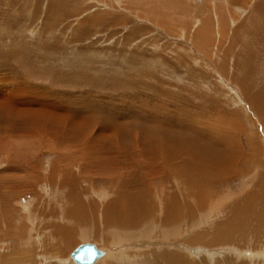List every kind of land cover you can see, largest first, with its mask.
<instances>
[{
	"label": "rangeland",
	"instance_id": "obj_1",
	"mask_svg": "<svg viewBox=\"0 0 264 264\" xmlns=\"http://www.w3.org/2000/svg\"><path fill=\"white\" fill-rule=\"evenodd\" d=\"M257 3H261L259 4L261 11L254 8ZM263 10L264 0H0V98L3 99L4 95L6 102L13 100L12 102L25 104L21 100L25 94L24 96L32 99L27 102V107L30 104L27 108L29 110L36 109V107L38 109L36 103L38 101L40 106H43L53 100L58 104H74L75 106L72 107L78 108L77 110H86L89 105L96 110L102 107L108 111L107 113L115 112L119 116H117L118 122L126 126L127 137L129 136L131 140L135 138L131 134L139 132L140 136L133 142L139 146L138 141L143 139L142 129L134 124V120H140L142 116L147 118L150 115V111L147 110L152 109L155 104H161L162 108L160 107L159 111L163 108L175 111V113H178L177 108L188 110L198 115L197 118H202L203 121L207 116L214 119L222 116L223 123L226 122L228 126L230 121L239 122L237 123L241 128L239 130H236L233 125L230 126L233 127L231 131L234 132V137L242 149L243 159L239 158L238 165L242 168V172L221 179L223 184L217 187L215 181L211 183H215L213 185L209 182L211 188H216L213 190L215 195L212 198H219L214 199L218 206H214V211H226H222L217 216L212 214L203 220L187 218L186 223L182 221L179 238L172 237V245L169 244L167 247L166 244H160L165 245L173 253H182L186 260L192 261V264H210L211 261L213 264H224L220 262V257L224 254L231 256L235 254V260L238 259L237 262L242 264H248L250 260L252 261L250 264H264L262 263L264 262V239H262L264 234L260 231L261 229L253 230L257 233V237L252 239L249 238L251 235L241 236L244 233L243 230L240 233H234L233 238L230 237L231 242L224 240L218 242L219 239L214 236L217 231L226 228L227 221H231L227 210H234L239 204L242 205L244 200L246 203L250 198L249 195L259 200L264 197V193L253 192L252 189V182L260 177L257 172L259 173L261 169L259 171L255 169V171V164L242 167L247 163L245 156L250 148L251 138L254 137L263 149L264 140L262 142L259 136L261 124L248 109L247 101H250V98L248 95L244 96V92L240 90L241 86L246 85L248 89L251 86L250 94H253L262 89L264 85V35L261 34L264 30ZM249 18H253L252 22ZM258 26L260 32L256 31ZM257 41L262 45L259 46ZM16 86H20V89H16ZM262 100L260 120L264 118V99ZM145 107L148 109L145 110ZM173 116L169 113V118H167L165 113H158L157 118L160 119V125L173 127L172 122L175 120ZM24 118L29 119L25 112L20 116L23 124H25ZM151 122L153 123L152 120ZM23 139L9 137L6 147L0 143L2 145H0V178L10 174L8 168H16L15 163L17 164L18 161H13L12 166L10 165L9 156L12 152L21 153L22 151V153L29 154L28 164L34 167L24 172L28 176L25 191L11 195L6 213L9 225L0 223V233H3L0 234V264H27L22 262L23 256L36 261V264H60L61 262L76 264L69 257L70 252L80 243L87 241L102 249L101 256L94 264H101V261L105 259H112L111 261L116 262L117 255L118 257L122 255L121 249L126 247L127 243L116 241L114 233L118 230L113 231L110 228L106 230L103 221H100L98 216L100 217L102 213L101 201L104 202L107 198L116 195L121 198L120 200L125 201L126 193L120 190L119 185L111 179L108 180L109 182L99 176L95 182L92 180L94 177L87 179V176L92 174L83 173L82 160L84 157L80 151H76V154H68V156L64 154L67 160H63L64 157L60 151L51 150L52 148L46 146L35 147ZM260 161H264V155ZM55 167L61 169V172H66V174L60 173L59 182L63 178L60 182L62 189L74 187L73 190L82 192V198L99 203L91 220L85 221L87 225L92 224L93 234L89 239L76 236L78 231L80 235L82 230L79 228L81 226L82 229L84 223L78 219L76 223L72 220L67 221L60 215V203L57 201L59 195L56 196L59 193H56L55 184L49 180V176H55L54 173L59 174ZM249 167H252L249 171L244 169ZM11 173L14 174V172ZM242 174L248 177L242 178ZM99 175L102 174L99 173ZM174 176L171 177V183H168L172 186V190L181 192V196L185 192V197L182 196L184 199H193L189 193H186L188 188L185 191L186 187L181 177L175 178ZM178 178L179 181H177ZM87 180L91 181V184L88 185ZM102 180L105 184H101ZM152 180L154 181L155 178ZM244 180L248 181L244 182ZM159 183L162 184V182ZM245 183L248 186L244 185ZM86 184L88 187H85ZM168 184L165 186L168 187ZM18 186L16 189H23ZM154 187H156L155 184ZM204 188L206 187L202 190ZM101 189L105 191L108 189V196L103 199L92 193ZM165 189L170 190V188ZM165 189L164 193H167ZM208 190V188L205 189L204 198L210 196L208 194L210 190ZM221 195L224 196L222 200ZM254 202L259 203L257 200ZM69 208L73 210L74 206H68L67 209ZM12 210L19 211L22 215L20 218L33 216L31 223L36 224L34 226L32 224L30 232L28 225L31 223L29 221L26 223V218L21 221L20 218L13 217ZM250 210L259 211L260 209L256 207ZM145 216L149 218L148 215ZM261 217L263 219V216ZM224 218L226 221L222 220ZM20 222H24L22 228L19 227ZM254 222L252 221L253 225H255ZM184 224L187 229L183 228ZM192 224H194L193 227H191ZM63 225L73 229L69 238L71 244L67 246L68 248H62L59 242L61 237L64 238V232L60 229ZM188 225L190 226L187 227ZM171 226L174 228L173 225ZM101 227L103 232L100 230ZM123 227L124 225L119 228ZM138 227L130 229L126 237L129 238V233H138V231L140 233L145 229V227L141 229ZM18 228H21L23 236L30 237L25 240L33 245L21 246L18 241L14 240L15 237L20 240ZM213 228L217 231L215 232ZM246 232L253 233L250 230ZM98 233H101L100 237ZM131 238L128 243L147 241H143L145 239L139 238L138 235L132 238L133 240ZM256 238L262 240H256ZM210 240L212 243L209 242ZM195 245L199 248H194ZM16 247L17 250L14 251ZM61 248L64 250L62 251ZM26 249L29 251L33 249L31 252L33 254H26L28 251ZM116 249L119 253L114 251ZM18 250L22 256L17 254ZM128 251L133 250L129 248ZM130 252H127V255ZM111 253L116 256L113 255L114 257L109 259ZM212 257H214L213 260H211Z\"/></svg>",
	"mask_w": 264,
	"mask_h": 264
},
{
	"label": "bare ground",
	"instance_id": "obj_2",
	"mask_svg": "<svg viewBox=\"0 0 264 264\" xmlns=\"http://www.w3.org/2000/svg\"><path fill=\"white\" fill-rule=\"evenodd\" d=\"M259 4L261 3H257V5L254 8L258 9V11L259 10L261 11L262 8L260 7ZM263 17H264V14H263ZM252 19L253 18H249V21L252 22ZM263 27H264V22H263ZM258 30H259V26L257 27L256 31ZM261 34L264 35V30L263 32H261ZM257 42L259 43V46L262 45L259 41ZM262 87H263L262 89H259V91H256L253 94H250V90L252 89L251 86L249 87V89L246 87V85L241 86L240 90L244 92V96L248 95L250 98V101L246 100L248 103V109L251 112V115L253 117H256V119L261 124V127H262L261 132L260 133L258 132V133H259L260 139L263 142L264 140V118L263 120H260V119H261V113H262L261 104L263 101L262 99H264L263 98L264 85H262ZM16 89L19 90L20 86H16ZM4 94H7V93H4ZM24 95H23V98L21 97V100L25 104L15 103V102H12L13 100L11 101L10 99L9 100L11 102H6L4 95H3V99L0 98V143L2 145H5L4 147L7 146L6 142H8L9 137H12V138L18 137L22 139L24 138L23 140L28 141L30 145L32 146H35V147L46 146V147L52 148L51 150L55 149L57 151H60V154L62 153L61 155H63L62 157L65 156L64 154H67L68 156V154H72V153L74 154L76 151H80L84 157L83 160L81 159L83 161V165H82L83 173L84 174L87 173V175L92 174L90 176H87L88 177L87 179H89V177H94L92 179L94 180V182L98 180L99 177H104L106 181L111 179L113 180V182L115 181V184H118L119 188H121L120 190L124 191L127 195V198L125 201L120 200L121 198L118 197L117 195L109 199L107 198V200L104 202L101 201L102 203H101L100 209L102 208V213L100 214V217L98 216V219L100 221L101 220L103 221V225H105L106 230H108L109 228L112 229L113 231L118 230V232L114 233V235H116L115 236L116 241L120 240V241H124L127 243L126 247L124 246V248L122 247L121 249L122 255L120 254L121 255L120 257H118V255H117V258L115 257L116 262L111 261L112 259L111 260L105 259L103 262L101 261V264H192L191 263L192 261L186 260L184 258L185 256L183 257L182 253L180 252L173 253L171 252V250H169V248L167 249L165 245L161 246L160 243L166 244L167 247L169 244L172 245L171 243L172 237H175V236L178 237V235H180L179 232L181 229V225H183L182 221L183 222L185 221L184 223H186L187 218L203 220L207 218V216L210 217L212 214H216L217 216L222 211H226V210L214 211V206H217V204H215L216 202L214 201V199H219V198H212L215 195V192L213 193V190H215L216 188H211V185L215 184V183L213 184L211 183L215 181L217 183L216 187L220 186L221 184H223L221 183V179L229 177L231 174H234V173L240 174L242 172L241 171L242 168L238 166L239 158L243 159V157H241L242 149H241V146H239L236 138L234 137V134H233L234 132L232 133L233 127L230 126V125H233L234 128H236V130L237 129L239 130L240 127L239 125H237V123L239 122L237 121L231 122L229 120L230 125L228 126L226 122L223 123L224 119L222 118V116L219 117L218 119H214L210 116H207L212 119L204 117L208 121H206L205 119H204L205 121H203L202 118H199V119L197 118L198 115H195L194 113L188 110H182V109L177 108L178 113H175V111L174 112L168 111L167 108H163L162 110L159 111L161 104H155L152 107V109H148L147 107H145V110L148 109L147 111H150V115L147 118H144L142 116L140 120H134V124L139 125L142 129L143 139L138 141L140 144L139 146L133 143L135 138L140 136L139 132L137 134H134V133L131 134V136L135 137L132 140L130 139L129 136L127 137L126 126L123 123L118 122L119 116L116 115L115 112L107 113L108 111L104 110L102 107L100 109L97 108L98 110H96L90 105L89 107L86 108V110H82V109L77 110L78 108L76 109L72 107V106H75L74 104L73 105L72 104L69 105L67 103L58 104L54 100L52 102H47L43 106H40V102L38 101L39 103L36 102L38 104V109L36 107V109L29 110L27 108L30 107V104L27 107V104H28L27 102L29 100L32 101V99H29ZM22 106L24 107L22 108ZM32 108L34 107L32 106ZM24 112L27 113V116L29 118L28 120L26 118L23 119L25 121V124H23L24 122L21 123L20 121V116ZM158 113H165L167 118H169L168 114L172 113L174 115L173 118H175V120L172 122L173 127L171 125L170 126L160 125L159 124L160 119L157 118ZM208 113H213V112L209 111ZM151 120L153 121V123L151 122ZM214 120H216L217 122H215ZM122 140H126V141L123 142ZM169 144H172V145H169ZM249 146L250 148L248 150V153L245 156L247 163L243 165L242 167H248V165L250 166L252 164H255L254 170L256 169L259 171L261 169L259 173L257 172L258 177H259V174H260V177L256 181L252 182V186H253L252 189H253V192L264 193L263 192L264 191L263 189L264 188V161H260V159L264 155L263 153L264 149L262 148V146L261 147L259 146V143L254 139V137L251 138ZM9 157H10V165L13 161L14 162L18 161V162L17 164L15 163L16 168H13V169L8 168L10 169V174L4 175L3 177L0 178V223L3 225L4 224L9 225V222L6 217V213H7V207L10 205L11 195L14 193L16 194L17 192H21L22 190L25 191V186L27 184L26 182H27L28 176H26L27 174H24V172L30 171L31 169L29 170V168H34L33 165L30 166L28 164V160L30 159V157H29V154L27 153H22V151L21 153L12 152ZM66 158L64 157L63 160H65ZM31 160H33L32 157H31ZM243 163L244 162H242V164ZM73 168L74 167H72V169ZM251 168L252 167L244 168V169L249 171ZM57 170L59 171V174L54 173L55 176L53 177H50L49 175L48 176H49V180L52 183H54L55 188H57L56 193H59V194H56V196L59 195V199L57 201L58 203H60L59 205L60 211H61L60 215L62 217H65L67 221L72 220L73 222L76 223L78 219L79 221L84 223L83 228L81 229V226L79 228L80 230H82L80 235L78 231V235L76 236H80V238L82 236V238L84 239H89V237H92V234H93L92 226H91L92 224L87 225L85 221L91 220L93 213L95 211V208L97 204L99 203H94L93 202L94 200L92 201V200H87V199L82 198L83 197V194H81L82 192L80 193L77 190H73L74 187L68 188V189L67 188L62 189V187L60 186L61 184L60 182L63 181L62 180L63 178L59 182L60 173L66 174V172L64 171L61 172L60 171L61 169H57ZM11 172H14V174ZM99 173L102 175H99ZM262 175H263V179H262ZM172 176H174L175 178L181 177L184 183L183 185L186 187L185 191H187V188H188V192L186 193H189V195L193 197V199L190 197L189 198L191 200L187 198L184 199L182 196H184L185 192L181 196L182 194L181 192L172 190V186L169 185L172 181V178H173ZM246 176L247 175H243L242 178H245ZM153 178H155L154 181L152 180ZM52 179H55V180L52 181ZM111 180L110 182H112ZM151 180L153 182H151ZM84 181H85V178H84ZM177 181H179V178L177 179ZM247 181L248 180H244V182H247ZM159 182H162V184H160ZM209 182L211 185H209ZM47 183L50 184L49 181H47ZM36 184H37V181H36ZM80 184L82 185V183ZM89 184H91V181L88 182V185ZM101 184H105V182L103 183V180H102ZM107 184L108 183H106V185ZM154 184L156 185V187H154ZM167 184L169 185L168 187L165 186ZM84 185L85 183L83 184V186ZM88 185L85 187H88ZM244 185H247V183H245ZM16 186L18 187L21 186L23 189L20 190L18 188L19 189L18 190L16 189ZM68 186H70V184ZM99 187L101 188V186ZM179 187H180V184H179ZM203 187H206V188L202 190ZM165 188H168V189L170 188V190L166 191ZM207 188L210 190V192H208L210 196H207L204 198V191L205 189L207 190ZM105 189H101L99 191L95 190L96 192H92V193H94L97 197L103 199L108 196V191H107L108 189L106 191ZM164 189L167 193H164ZM64 194L66 195L65 197H64ZM122 196H123V193H122ZM249 196L250 198H248L246 203L244 200L243 204L242 205L239 204V206L235 207L234 210L233 209L227 210L229 211L228 218L231 219L230 222H234L233 224L227 221L225 223L226 228H224V230L222 231H217L213 228L215 232L217 231L216 234L214 233L215 234L214 236H216V238L219 239L217 240L218 242H220V240L231 242V239L233 238L234 233L236 232L240 233L241 230H243L245 233V234L243 233L241 236L245 237L246 235L249 237L251 235V237H249L250 239L257 237V233L254 232L255 230L257 231V229L259 230L261 229L260 231L264 234V197L263 198L261 197V199L259 200L255 197L252 198L251 195ZM220 199L221 200L224 199V196L221 195ZM236 199H238V197ZM255 200H257L259 203L254 202ZM68 206H71V207L74 206V208H72L73 210H71V208L67 209ZM256 207H258V209L260 210L259 211L250 210V209H255ZM11 214L13 215V217H16V218H20V216H22L17 210H12ZM145 215H148L149 218H146ZM225 215H226V212L224 213V216ZM261 216H263V219ZM32 217L29 215L28 217H21L20 219L22 221V219L26 218L28 220L25 219V222L29 221L31 223L33 222ZM221 217L223 218V216ZM65 218H63V220ZM226 218L222 220L226 221ZM190 219H189V222H191ZM252 221H255L254 222L255 225L252 224ZM20 223L21 225L19 227L22 228V225L24 222H20ZM144 223H147V224L143 225ZM32 224L34 226L36 223L35 224L31 223V225H28L29 227L28 231L30 229L32 230L31 228ZM123 225H124L123 228H119ZM171 225H173L174 228H172ZM190 225H188L187 227H189ZM193 225L194 224H192L191 227H193ZM199 225L200 224H198V226ZM235 225L237 226L233 227ZM77 226H79V224ZM238 226H241V227H238ZM136 227L140 229L141 227H145V229L143 232H140V233L139 231L138 233H134V232H132L131 234L129 233V238H127L126 235H128L127 233L129 232V230L136 228ZM8 228L6 227L7 231H8ZM21 228H18L19 229L18 236L20 240L16 239L18 237H15L14 240L18 241V243H20L21 246L26 245L27 247V245L29 246L33 245L29 241L25 240L30 237L26 238L25 236H23L24 234L21 232ZM183 228L187 229L185 224ZM60 229L62 232H64V235H63L64 238L61 237V241L59 240V242L61 243L62 248H68L67 246L71 244V242L69 243V238L71 237V233L73 232V229L72 227L67 228L66 225L61 226ZM3 230L5 231V229ZM75 230L76 229H74V231ZM95 230L98 231V229H95ZM100 230L102 231V227L100 228ZM249 230L252 231L254 234L253 233L251 234V232L250 233L246 232ZM105 232H108V231H105ZM193 233L194 232H192V234ZM106 235L107 234H105V236ZM136 235H138L139 238H144L145 240L143 241H146V240L147 241L139 242V243L137 242L128 243L129 239L131 237L136 238ZM259 235H258V238H259ZM100 236H101V233L99 234V237ZM262 237L264 236L262 235ZM258 238H256V240ZM168 239H171V240L169 241ZM203 239L205 240V238ZM262 239L260 238L258 240H262ZM111 240L113 241V238H111ZM209 242H211V240ZM84 243H90V242L87 241V242H83L80 244H84ZM198 246L194 248H197ZM58 247L60 248V246ZM96 247L99 249L97 245ZM129 248L132 249L134 253L133 251L132 252L128 251ZM231 249L234 250L235 248L234 249L231 248ZM15 250H17V247L14 249V251ZM27 250L29 251V249H26V251ZM30 250H31L29 251L30 253L27 251L28 253L26 252V254L32 255L33 253L31 252L33 249H30ZM63 250L64 249H62V251ZM99 250L102 252V249H99ZM62 251L61 253L64 254V252ZM114 251L118 252L117 249ZM124 251H126L125 252L126 254L124 253ZM235 251L237 252V250ZM19 252L20 250L17 251V254L21 255V253ZM127 252H130V254L127 255ZM246 252L248 251L246 250ZM113 253H111V255L109 256V259L111 257L116 256ZM244 254L246 255L245 251H244ZM185 255H188V254H185ZM224 255L223 256L221 255L222 257H220L221 258L220 262H224V264H234V263L242 264V263L237 262L239 261L237 257H236L237 261L235 260V254L233 256L231 255L224 256ZM100 256L101 255H99L91 264H94ZM213 258L214 257H212L211 260H213ZM70 259L72 260L73 263H75L71 257ZM247 259H250V258H247ZM21 260L23 263L36 264V261L35 262L31 261L29 257L24 258L23 256ZM250 263H252L251 260L248 264ZM60 264H64V263L61 262ZM210 264H213V261H211Z\"/></svg>",
	"mask_w": 264,
	"mask_h": 264
},
{
	"label": "water",
	"instance_id": "obj_3",
	"mask_svg": "<svg viewBox=\"0 0 264 264\" xmlns=\"http://www.w3.org/2000/svg\"><path fill=\"white\" fill-rule=\"evenodd\" d=\"M101 254L102 252L94 243H84L75 247L71 251L70 257L77 264H91Z\"/></svg>",
	"mask_w": 264,
	"mask_h": 264
}]
</instances>
